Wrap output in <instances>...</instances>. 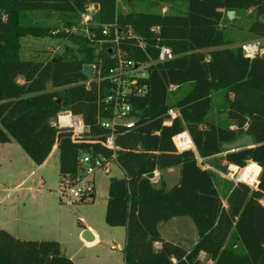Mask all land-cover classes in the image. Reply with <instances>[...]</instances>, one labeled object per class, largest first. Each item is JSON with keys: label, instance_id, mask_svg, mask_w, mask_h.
<instances>
[{"label": "trees", "instance_id": "16d2710c", "mask_svg": "<svg viewBox=\"0 0 264 264\" xmlns=\"http://www.w3.org/2000/svg\"><path fill=\"white\" fill-rule=\"evenodd\" d=\"M163 1L183 2L184 11L122 14L116 10L117 0H0V144L16 142L36 165L56 145L61 177L77 174L81 153L112 159L113 152L96 141L107 132L98 125V116L110 115L101 102L107 93L105 76L113 66L109 41L114 35L124 36L119 47L138 63L155 61L158 47L168 46L175 58L150 64L147 76L139 80L146 92L129 99L134 126L115 128V163L123 177L110 179L104 221L111 227H124L126 264H204L200 254L212 264H264V205L260 203L264 198V42L262 54L246 58L241 47H225L232 41L220 27L224 19L235 20H228V11L236 15L251 10L254 20L247 32L263 39L264 0ZM91 4L97 9L87 33H64L34 21L36 12L80 20ZM75 26L77 23L66 20V30ZM123 30L129 33L122 35ZM125 35H136L144 48ZM49 36L71 46L65 45L63 54L44 61L21 59L22 37ZM101 40L109 41L100 44ZM85 65L95 67L93 77L83 74ZM187 84L190 90L171 105L170 87ZM48 85L52 91H47ZM219 90L225 92V118L208 120L212 94ZM171 109L178 116L165 125ZM63 111L80 116L88 127L80 140H73L69 129L51 124ZM184 131L192 142L187 134L183 138L193 148L179 152L172 138ZM243 135L253 138L252 147L223 148ZM222 153L226 165L244 168L254 163L244 168L242 179L248 182L261 169L255 189L243 183L231 186L224 199L226 206L214 173L197 161V157L204 160ZM175 167L179 178L169 189L163 181L155 186L149 182L154 171ZM177 217L190 218L197 230L198 238L190 249L160 236L159 224ZM155 243L160 244L159 249ZM0 264L75 263L56 241L21 240L0 229Z\"/></svg>", "mask_w": 264, "mask_h": 264}, {"label": "rangeland", "instance_id": "374dc122", "mask_svg": "<svg viewBox=\"0 0 264 264\" xmlns=\"http://www.w3.org/2000/svg\"><path fill=\"white\" fill-rule=\"evenodd\" d=\"M184 7L185 4L180 1L136 0L127 4H123L119 0L116 2V10L122 14L136 11L166 14L183 12ZM234 18V21L229 22L224 19L220 26L226 37L232 41V44H227L225 47L236 48L246 43L261 45L250 41L252 36L247 32L249 25L254 20L252 11L237 13ZM66 20L77 23V26L66 30ZM34 21L56 27L64 33L72 31L81 34L85 31L81 19H72L70 15L36 12ZM92 25H94L93 22ZM112 26L114 27L115 24ZM125 32L129 33L128 30H123L121 34L124 35ZM65 45L71 46L69 42L52 36L22 37L20 57L23 60L44 61L54 55L63 54ZM92 80L97 81V79H89V81ZM22 81V78H18V82L22 83ZM190 87V84L180 88L170 87L169 103L171 105L176 103L190 90ZM52 90L53 88L48 85L47 91ZM224 94V90L212 94L213 110L210 112L208 120L222 121L225 118ZM131 119L128 118V120ZM191 147L193 148V146ZM0 154V229L17 230L25 240L60 242L62 249L69 256H74L78 264H125L122 253L125 229L124 227L108 226L104 221L110 179L123 177V172L114 162L109 165V173L103 169L95 173L94 184L90 179L82 180L83 184L81 185L92 188L90 193L93 198L88 195L84 202H80V200L61 195L63 190L67 192L68 188L76 184L77 175L60 177L59 153L56 145L43 166L34 164L14 141L7 145L1 144ZM202 166L211 167L208 170L214 173L217 189L223 200V205L226 206L224 199L231 186L234 185L230 180L227 165H223L220 157L203 161ZM249 166L250 163L244 168ZM173 175L179 178L177 170ZM160 181L164 182L163 179ZM176 183L177 181L173 182L171 179L167 180V183L164 182L166 189ZM12 201L17 203L18 220L21 223L14 222L13 214L16 210L13 208L15 205L12 204ZM23 222H25L24 225ZM85 224L94 229L98 236L97 242L86 243L81 239L79 231ZM160 231L168 242L177 243L186 249H190L198 238L197 230L188 217L174 218L162 226ZM199 259L204 264H212L204 254H200Z\"/></svg>", "mask_w": 264, "mask_h": 264}, {"label": "built area", "instance_id": "2783aa9c", "mask_svg": "<svg viewBox=\"0 0 264 264\" xmlns=\"http://www.w3.org/2000/svg\"><path fill=\"white\" fill-rule=\"evenodd\" d=\"M97 6L94 4L89 5L86 8V12L80 15L81 23L85 27L84 30L87 33V27L92 22V16L96 11ZM103 34H106V29L102 31ZM89 39H92L87 35ZM106 36V35H105ZM124 36L114 35V39L101 40L100 44L110 42L111 46L108 47V51L113 60V66L108 69V72L105 76L107 80V93L101 98V102L105 105L104 109L108 110L110 115L107 118H101L98 116L97 123L98 125L105 129L106 135L102 140H96L99 142L102 147L113 152L112 159L108 160L104 155L92 153H81L78 156V172L76 176V184L71 188L61 192L62 196H69L77 201L86 200L87 196L90 195V198L93 197L91 192V187L83 186L81 184L82 180L90 179L94 184V175L98 170H105L109 173V165L115 163L114 152L117 149L115 144V128L117 126L126 127L128 129L132 128L135 123V117L132 115V106L129 102L131 97L138 95H143L146 92V86H140L139 80L147 76V67L152 63L165 62L175 58L173 51L168 46H159L158 47V56L155 61L138 63L133 60L128 59L127 53L119 47V40ZM127 39L136 40L140 48H144V43L136 35H125ZM241 50L243 55L246 58L252 59L256 55L262 54L263 51L260 48V45L256 44H243L241 45ZM93 66V65H92ZM94 67V66H93ZM95 74V67H94ZM99 79H97V82ZM169 118L164 121L165 125H169L171 120L178 116L177 110L168 111ZM128 118H132L128 120ZM52 125L56 128H66L72 132L73 140H80L85 133L88 131V127L83 123V120L78 115H73L69 111H63L57 114V116L52 120ZM188 133L186 131L181 132L175 135L172 138V141L177 149L181 152L187 149H192L187 143V140L183 138V135ZM189 140L191 141L189 135ZM192 142V141H191ZM199 165L204 169H210V167L202 166L203 159L197 157ZM116 164V163H115ZM227 170L230 172L229 176L233 184L243 183L249 186L252 189H255L258 184V174L254 176L253 181L248 182L246 179H242V175L245 169L239 168L234 165H227ZM252 176V175H250ZM149 182L152 185H158L160 182L159 171H154L152 176L149 178ZM91 186V185H90Z\"/></svg>", "mask_w": 264, "mask_h": 264}, {"label": "crops", "instance_id": "0c3cea01", "mask_svg": "<svg viewBox=\"0 0 264 264\" xmlns=\"http://www.w3.org/2000/svg\"><path fill=\"white\" fill-rule=\"evenodd\" d=\"M251 11V10H250ZM234 16H235V13H234ZM250 41H253V42H256V43H258V44H262L263 42H264V38L263 39H261V38H252V40H250ZM263 51V50H262ZM230 97H232L231 95H230ZM11 143V142H10ZM10 143H5V144H2V145H7V144H10ZM1 145V144H0ZM51 154V153H50ZM1 155V154H0ZM50 156V155H49ZM49 156L47 157V159L40 165V166H43L45 163H46V161L48 160V158H49ZM222 154H220V155H218V156H215V157H213V158H222ZM213 158H207V159H204V161H207V160H211V159H213ZM222 163H223V165H226V162L224 161V160H222ZM251 164H254V163H250V165ZM256 165V164H255ZM257 166V165H256ZM208 167H210V166H208ZM211 168V167H210ZM176 170L178 171V173H179V169L177 168V167H175V168H171V169H167V170H164V171H159V174H160V179H163L164 180V182L165 183H167V180H172L173 182H176V181H178V177H176V175H173L175 172H176ZM260 171H261V169L258 167L256 170H255V172L259 175L260 174ZM61 177V176H60ZM168 189V188H167ZM228 193V192H227ZM260 203L262 204V205H264V198H262L261 200H260ZM12 204L13 205H15V207H13L16 211L14 212V214H13V217H14V222L15 223H21V221H19L18 220V217H19V210H18V208H17V203L15 202V201H12ZM11 204V205H12ZM24 206V205H23ZM174 219V218H173ZM172 220V219H171ZM171 220H169L168 222H170ZM168 222H166V223H161V224H159V227H158V229H159V233H160V236L164 239V240H166L167 241V239L166 238H164L163 236H162V234H161V231H160V229H161V227L162 226H164L165 224H167ZM25 224V222H23V225ZM89 229L90 231H91V233L94 235V241L93 242H91V243H94V242H97L98 241V236H97V234H96V232L94 231V229L91 227V226H89V225H87V224H85V225H83V228H81L80 229V231H79V233L81 234L85 229ZM6 231H8L9 233H11L14 237H16V238H18V239H21V240H25L24 238H22V236H20L19 235V232L17 231V230H10L9 228H7V229H5ZM197 240V239H196ZM196 240H195V242H196ZM59 244H60V242H58ZM124 247V246H123ZM154 247H155V249H159L160 248V244L159 243H155L154 244ZM60 248H61V252L65 255V256H67V257H69L75 264H78L77 263V261L75 260V258H74V256H69L66 252H65V250H63L62 249V245L60 244ZM123 249V248H122ZM124 261V260H123ZM125 263V262H124ZM126 264V263H125Z\"/></svg>", "mask_w": 264, "mask_h": 264}, {"label": "water", "instance_id": "95a60500", "mask_svg": "<svg viewBox=\"0 0 264 264\" xmlns=\"http://www.w3.org/2000/svg\"><path fill=\"white\" fill-rule=\"evenodd\" d=\"M228 20H232L234 18V11H228L226 13ZM83 74L86 77L94 76V67L92 65H85L82 70ZM254 144L253 138L250 135H243L240 139L232 142L231 144L223 145L224 149L229 151H235L240 148H248L252 147ZM171 169V168H170ZM81 239L86 243H91L94 241V235L91 233L89 229H85L81 233Z\"/></svg>", "mask_w": 264, "mask_h": 264}]
</instances>
